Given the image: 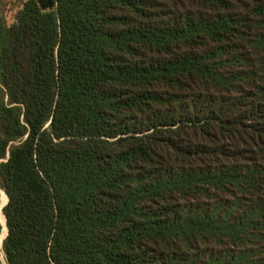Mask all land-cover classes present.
<instances>
[{"label": "trees", "instance_id": "trees-1", "mask_svg": "<svg viewBox=\"0 0 264 264\" xmlns=\"http://www.w3.org/2000/svg\"><path fill=\"white\" fill-rule=\"evenodd\" d=\"M1 194L6 264H264V0H0Z\"/></svg>", "mask_w": 264, "mask_h": 264}, {"label": "rangeland", "instance_id": "rangeland-1", "mask_svg": "<svg viewBox=\"0 0 264 264\" xmlns=\"http://www.w3.org/2000/svg\"><path fill=\"white\" fill-rule=\"evenodd\" d=\"M9 9V8H8ZM7 15L10 17V15H11V12L10 11H8L7 12ZM1 203H2V194H1V197H0V208H1ZM1 215H2V213H1ZM3 216V215H2ZM3 219H4V216H3ZM4 226H5V219H4ZM5 233H6V229H5ZM5 233H3V237H4V235H5ZM2 237V238H3ZM1 238V239H2ZM0 264H6V262H5V260H4V258H3V256L2 257H0Z\"/></svg>", "mask_w": 264, "mask_h": 264}, {"label": "water", "instance_id": "water-1", "mask_svg": "<svg viewBox=\"0 0 264 264\" xmlns=\"http://www.w3.org/2000/svg\"><path fill=\"white\" fill-rule=\"evenodd\" d=\"M4 194V193H3ZM5 195V194H4ZM5 197H6V195H5ZM6 200H7V198H6ZM3 215V214H2ZM5 229H6V226H5ZM6 231H7V229H6Z\"/></svg>", "mask_w": 264, "mask_h": 264}]
</instances>
